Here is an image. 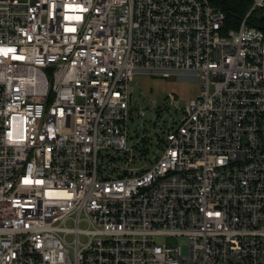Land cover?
Returning <instances> with one entry per match:
<instances>
[{"label": "built area", "instance_id": "1", "mask_svg": "<svg viewBox=\"0 0 264 264\" xmlns=\"http://www.w3.org/2000/svg\"><path fill=\"white\" fill-rule=\"evenodd\" d=\"M253 12L226 29L210 0H0V264H264ZM180 73L197 94L134 159L128 82Z\"/></svg>", "mask_w": 264, "mask_h": 264}, {"label": "rangeland", "instance_id": "2", "mask_svg": "<svg viewBox=\"0 0 264 264\" xmlns=\"http://www.w3.org/2000/svg\"><path fill=\"white\" fill-rule=\"evenodd\" d=\"M199 87L198 78L191 73H180L167 78L146 74L133 75L132 80L127 85L132 118L127 123L126 145L131 147V156L134 159L137 158L139 148L142 145V141L139 140L141 134H144V137L152 138L146 155L147 158H150L155 150L153 136L163 132L171 122L173 124L179 122L182 108L189 99L195 97ZM138 110L143 111L142 116L137 115ZM99 154L101 155V164L107 163L112 155H122L120 151L114 152L112 150H101ZM127 164L128 166H139L145 163L143 160H136ZM144 166L146 167V165ZM156 241H160V239L157 238ZM177 243L182 256H186L185 239L178 237Z\"/></svg>", "mask_w": 264, "mask_h": 264}, {"label": "trees", "instance_id": "3", "mask_svg": "<svg viewBox=\"0 0 264 264\" xmlns=\"http://www.w3.org/2000/svg\"><path fill=\"white\" fill-rule=\"evenodd\" d=\"M210 2L224 12V27L226 29L235 27L249 7V0H210ZM249 17L248 22L260 27L264 32V18H261L256 12L251 13Z\"/></svg>", "mask_w": 264, "mask_h": 264}, {"label": "water", "instance_id": "4", "mask_svg": "<svg viewBox=\"0 0 264 264\" xmlns=\"http://www.w3.org/2000/svg\"><path fill=\"white\" fill-rule=\"evenodd\" d=\"M261 18H264V15H261Z\"/></svg>", "mask_w": 264, "mask_h": 264}]
</instances>
